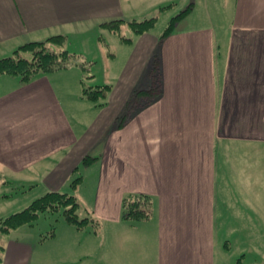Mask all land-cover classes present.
Segmentation results:
<instances>
[{
  "label": "crops",
  "instance_id": "1",
  "mask_svg": "<svg viewBox=\"0 0 264 264\" xmlns=\"http://www.w3.org/2000/svg\"><path fill=\"white\" fill-rule=\"evenodd\" d=\"M189 5L166 37L123 43L100 28ZM88 32L107 74L117 63L104 106L81 98L76 65L27 83L0 76V221L58 192L99 227L62 218L48 238L32 226L0 233V264H264V0H0V59ZM150 67L160 93L123 114ZM127 196L148 197L151 218L123 220Z\"/></svg>",
  "mask_w": 264,
  "mask_h": 264
},
{
  "label": "trees",
  "instance_id": "2",
  "mask_svg": "<svg viewBox=\"0 0 264 264\" xmlns=\"http://www.w3.org/2000/svg\"><path fill=\"white\" fill-rule=\"evenodd\" d=\"M190 6L191 5L176 17L170 19L168 26L165 28L161 37H166L171 33L174 24L187 14ZM155 23V18L140 22L115 20L101 24L100 28L118 36L123 43H130L131 39L120 36V29L124 24H128L132 32L131 34L137 36L143 35L153 29ZM99 40L101 43L103 42V38L100 37ZM66 42V36L56 35L49 37L43 42H28L21 45L11 56L0 59V76L7 75L18 77L22 83H27L37 75L49 74L76 65L84 72V78L80 82L81 98L91 102L95 106H104L106 104L107 93L110 86L87 87L85 81L92 79L93 76L86 74L88 72L86 67L91 66L92 64L83 60L81 55L70 53L65 50ZM51 47L57 48L58 51L52 50ZM157 77L158 75L156 74L152 75L154 84L149 90L135 92L133 105L149 103L160 93ZM91 161H93V159L86 157L82 164L88 165ZM80 181V178L75 179L72 182V186L75 187ZM61 209L63 221L67 225H70L77 230H83L86 227L91 228L93 231L98 229V222L79 218L78 204L73 196L58 192H49L32 201L20 212L12 214L0 221V233L8 234L20 227L32 226L40 215L56 213ZM151 216L152 204L148 197L127 196L123 199V220L141 222L149 220ZM51 236H53V230H51L44 238Z\"/></svg>",
  "mask_w": 264,
  "mask_h": 264
},
{
  "label": "rangeland",
  "instance_id": "3",
  "mask_svg": "<svg viewBox=\"0 0 264 264\" xmlns=\"http://www.w3.org/2000/svg\"><path fill=\"white\" fill-rule=\"evenodd\" d=\"M182 11L183 10H181V12ZM133 13L139 14L141 12L134 11ZM156 13L157 12H154V14L152 15H155ZM225 13L226 11H218V10H213L210 12L213 19L220 21L224 19ZM178 14H180V11L177 9L173 11L170 10L162 11V13L158 12V14L156 15L158 16V19L151 32L154 35L161 36L165 28L168 26V22L170 21V19L177 16ZM131 33L132 32L128 24H124V26H122L120 29V36L126 37V35L129 36ZM106 37L107 35L106 33H104L103 38L105 39L107 44H109L107 40L108 38ZM96 41H97V36L94 37L92 33L88 32L86 35L82 37H77L75 39L72 38L71 40L68 39L66 43L67 44L69 43L68 47L70 51L83 54V57L87 58V62L92 64L91 66L86 67L88 69V72L86 74L93 76L92 79L85 81L86 86L87 87L110 86V89L107 93V99H109V97L114 92L117 85V82L114 79L115 77L114 72L117 70V63L116 66L114 67L112 66L114 63H112L109 66L108 71L111 70V72L107 74L106 72L107 68L105 62L104 59L101 57V53L98 51L99 45ZM51 49L58 51V49L54 47H51ZM102 50L107 53V49L103 48ZM109 52L115 54L117 53L119 56H123L125 54V52L118 50L114 45H111L109 47ZM11 55L12 53L9 54V56ZM151 70H152L151 67L147 68L145 73L139 76L136 86H134V88L129 92L128 97L124 102V105L120 110V112L123 111L126 112L127 107H131L133 105L135 92L142 90H149L153 86L154 80L152 78L153 72H151ZM146 82H149V86H146ZM61 219H62V209L56 213H52V214L47 213L40 215L37 221L32 225V227L34 228L33 234L38 235L40 231H43L44 234L50 232L52 228H54L56 221ZM7 237H8L7 235L5 236L0 235V243L2 245L3 242L6 241Z\"/></svg>",
  "mask_w": 264,
  "mask_h": 264
}]
</instances>
